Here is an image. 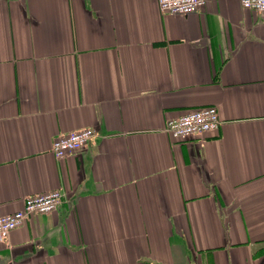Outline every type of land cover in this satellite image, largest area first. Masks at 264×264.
Masks as SVG:
<instances>
[{
	"label": "crops",
	"instance_id": "0c3cea01",
	"mask_svg": "<svg viewBox=\"0 0 264 264\" xmlns=\"http://www.w3.org/2000/svg\"><path fill=\"white\" fill-rule=\"evenodd\" d=\"M209 105L217 130H165ZM55 189L0 264H264L261 16L241 0H0V216Z\"/></svg>",
	"mask_w": 264,
	"mask_h": 264
},
{
	"label": "built area",
	"instance_id": "2783aa9c",
	"mask_svg": "<svg viewBox=\"0 0 264 264\" xmlns=\"http://www.w3.org/2000/svg\"><path fill=\"white\" fill-rule=\"evenodd\" d=\"M162 13L176 14L195 11L206 4V0H156ZM246 9L257 12L264 21V0H241ZM222 124L215 105L187 110L182 115L170 119L165 130L176 139L203 137L217 130ZM96 132L90 127L59 135L52 143L51 151L58 158H64L83 148ZM63 192L59 189L26 197L23 208L0 216V244L8 243L12 231L22 226L31 216L54 211L61 204Z\"/></svg>",
	"mask_w": 264,
	"mask_h": 264
}]
</instances>
